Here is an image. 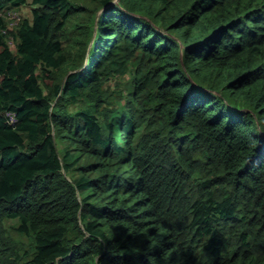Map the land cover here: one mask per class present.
I'll return each instance as SVG.
<instances>
[{
	"label": "trees",
	"instance_id": "obj_1",
	"mask_svg": "<svg viewBox=\"0 0 264 264\" xmlns=\"http://www.w3.org/2000/svg\"><path fill=\"white\" fill-rule=\"evenodd\" d=\"M0 264H264V0H0Z\"/></svg>",
	"mask_w": 264,
	"mask_h": 264
},
{
	"label": "rangeland",
	"instance_id": "obj_2",
	"mask_svg": "<svg viewBox=\"0 0 264 264\" xmlns=\"http://www.w3.org/2000/svg\"><path fill=\"white\" fill-rule=\"evenodd\" d=\"M29 11H30V7L26 6V7L22 8V10H20V12L19 11H15V13L13 15V18L14 19H18L21 13H25L26 14Z\"/></svg>",
	"mask_w": 264,
	"mask_h": 264
},
{
	"label": "built area",
	"instance_id": "obj_3",
	"mask_svg": "<svg viewBox=\"0 0 264 264\" xmlns=\"http://www.w3.org/2000/svg\"><path fill=\"white\" fill-rule=\"evenodd\" d=\"M10 116H11V121H14L15 120V114L11 113Z\"/></svg>",
	"mask_w": 264,
	"mask_h": 264
}]
</instances>
